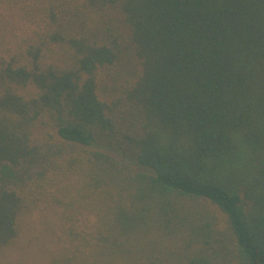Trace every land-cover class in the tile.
<instances>
[{
  "label": "trees",
  "instance_id": "16d2710c",
  "mask_svg": "<svg viewBox=\"0 0 264 264\" xmlns=\"http://www.w3.org/2000/svg\"><path fill=\"white\" fill-rule=\"evenodd\" d=\"M2 171L0 251L264 264V0H0Z\"/></svg>",
  "mask_w": 264,
  "mask_h": 264
},
{
  "label": "rangeland",
  "instance_id": "374dc122",
  "mask_svg": "<svg viewBox=\"0 0 264 264\" xmlns=\"http://www.w3.org/2000/svg\"><path fill=\"white\" fill-rule=\"evenodd\" d=\"M105 79L109 86V76ZM10 177L7 172L0 173V179L8 183L11 182ZM60 214V210L50 207L24 217L20 239L11 247L0 251V264H52L53 257L59 255L58 235L54 232L58 233L57 230H60ZM225 230L227 231L226 225Z\"/></svg>",
  "mask_w": 264,
  "mask_h": 264
}]
</instances>
